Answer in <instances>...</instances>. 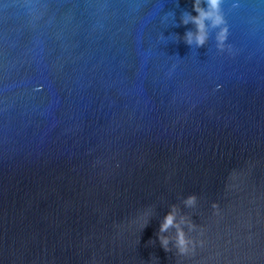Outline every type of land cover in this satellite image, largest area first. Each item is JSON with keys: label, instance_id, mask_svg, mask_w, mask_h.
Here are the masks:
<instances>
[{"label": "water", "instance_id": "obj_1", "mask_svg": "<svg viewBox=\"0 0 264 264\" xmlns=\"http://www.w3.org/2000/svg\"><path fill=\"white\" fill-rule=\"evenodd\" d=\"M0 264H264V0H0Z\"/></svg>", "mask_w": 264, "mask_h": 264}]
</instances>
